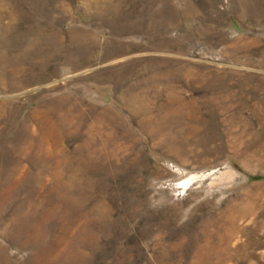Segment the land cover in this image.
Returning <instances> with one entry per match:
<instances>
[{
  "label": "rangeland",
  "instance_id": "rangeland-1",
  "mask_svg": "<svg viewBox=\"0 0 264 264\" xmlns=\"http://www.w3.org/2000/svg\"><path fill=\"white\" fill-rule=\"evenodd\" d=\"M0 264H264V0H0Z\"/></svg>",
  "mask_w": 264,
  "mask_h": 264
}]
</instances>
